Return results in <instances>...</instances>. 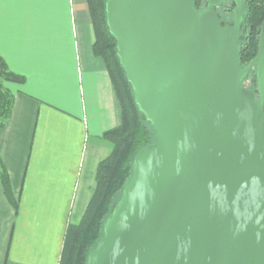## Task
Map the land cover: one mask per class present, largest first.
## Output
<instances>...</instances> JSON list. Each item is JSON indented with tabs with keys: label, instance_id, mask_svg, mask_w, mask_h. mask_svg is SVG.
<instances>
[{
	"label": "water",
	"instance_id": "95a60500",
	"mask_svg": "<svg viewBox=\"0 0 264 264\" xmlns=\"http://www.w3.org/2000/svg\"><path fill=\"white\" fill-rule=\"evenodd\" d=\"M226 1L232 23L216 11ZM244 1H106L157 138L135 154L87 264H264V30L242 67ZM254 67L259 100L243 84Z\"/></svg>",
	"mask_w": 264,
	"mask_h": 264
},
{
	"label": "crops",
	"instance_id": "0c3cea01",
	"mask_svg": "<svg viewBox=\"0 0 264 264\" xmlns=\"http://www.w3.org/2000/svg\"><path fill=\"white\" fill-rule=\"evenodd\" d=\"M87 0H0V56L25 83L0 128V264H59L67 228L79 225L121 124L105 61L93 52Z\"/></svg>",
	"mask_w": 264,
	"mask_h": 264
},
{
	"label": "trees",
	"instance_id": "16d2710c",
	"mask_svg": "<svg viewBox=\"0 0 264 264\" xmlns=\"http://www.w3.org/2000/svg\"><path fill=\"white\" fill-rule=\"evenodd\" d=\"M87 1L95 33L93 52L105 61L121 104L122 120L119 126L103 134V138L114 144V149L111 155L99 164L97 186L82 222L67 228L59 264L88 263L89 253L102 238L105 222L122 196L135 154L144 146L154 143L157 138L154 127L145 119L136 104L132 86L117 56V40L107 26V0ZM205 4L206 0H193V7L197 12H201ZM243 8L239 53L248 61L259 51L260 34L264 25V0H245ZM234 9V3L226 1L218 6L216 11L225 21L232 23ZM244 33L245 43L242 44ZM25 81L26 77L13 72L0 56V128L10 118L14 101V95L5 87V82L22 84ZM0 178L8 199L18 211L19 203L12 195L9 175L1 160Z\"/></svg>",
	"mask_w": 264,
	"mask_h": 264
},
{
	"label": "flooded vegetation",
	"instance_id": "af4514ba",
	"mask_svg": "<svg viewBox=\"0 0 264 264\" xmlns=\"http://www.w3.org/2000/svg\"><path fill=\"white\" fill-rule=\"evenodd\" d=\"M263 30H264V25H263V28H262V31H261V34H260V43H261V37H262V33H263ZM241 36H242V31H241ZM240 36V38H241ZM239 42H240V39H239ZM259 50H260V45H259ZM259 53V51H258ZM258 53L252 57L250 60H246L244 57H242L239 53V62H240V65L242 67H246L254 58L257 57ZM249 74H252L253 76V79L252 81L250 82V85H248L246 82V77L249 75ZM243 84L246 88L252 90L255 92L256 94V97L259 95V92H258V80H257V67H254L253 69L250 70V72L245 76L244 78V81H243Z\"/></svg>",
	"mask_w": 264,
	"mask_h": 264
},
{
	"label": "rangeland",
	"instance_id": "374dc122",
	"mask_svg": "<svg viewBox=\"0 0 264 264\" xmlns=\"http://www.w3.org/2000/svg\"><path fill=\"white\" fill-rule=\"evenodd\" d=\"M206 5V4H205ZM221 12L222 13H224L222 10H221ZM245 37H246V35H245V33L243 34V37H242V44H244L245 43ZM252 79H253V76H252V74H250L247 78H246V83L248 84V85H250V82L252 81Z\"/></svg>",
	"mask_w": 264,
	"mask_h": 264
}]
</instances>
